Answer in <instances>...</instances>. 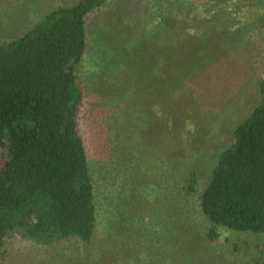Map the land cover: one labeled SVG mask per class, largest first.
<instances>
[{
	"label": "rangeland",
	"instance_id": "obj_1",
	"mask_svg": "<svg viewBox=\"0 0 264 264\" xmlns=\"http://www.w3.org/2000/svg\"><path fill=\"white\" fill-rule=\"evenodd\" d=\"M76 2L0 0V44ZM86 26L79 126L96 235L45 246L12 232L2 264H264V235L220 229L211 241L200 207L260 101L264 0H108Z\"/></svg>",
	"mask_w": 264,
	"mask_h": 264
},
{
	"label": "trees",
	"instance_id": "obj_2",
	"mask_svg": "<svg viewBox=\"0 0 264 264\" xmlns=\"http://www.w3.org/2000/svg\"><path fill=\"white\" fill-rule=\"evenodd\" d=\"M107 1L53 9L0 44V264L12 232L45 246L69 239L89 245L96 235L77 66L88 46L86 19ZM258 90V105L220 150L200 195L211 241L220 229L264 235V78ZM196 187L193 174L187 189Z\"/></svg>",
	"mask_w": 264,
	"mask_h": 264
}]
</instances>
